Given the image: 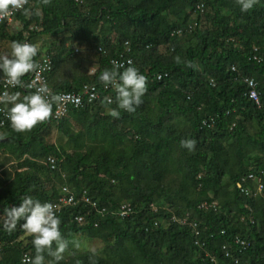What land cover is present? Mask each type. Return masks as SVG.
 <instances>
[{
	"label": "trees",
	"instance_id": "obj_1",
	"mask_svg": "<svg viewBox=\"0 0 264 264\" xmlns=\"http://www.w3.org/2000/svg\"><path fill=\"white\" fill-rule=\"evenodd\" d=\"M199 2L29 0L13 23H2L0 42L43 38L38 54L53 56L55 92L95 84L100 98L28 131L0 124V151L16 163L7 176L0 172V224L24 196L50 202L67 186L97 206L80 202L56 213L63 236L108 245L60 264H264V189L243 180L254 173L264 185V108L245 81H257L264 101V0L247 12L236 0ZM121 53L133 56L147 90L134 113L115 118L107 114L115 103L105 101L115 93L98 77ZM53 124L66 145L47 143ZM183 138L195 139L193 151L180 146ZM123 204L131 206L125 216ZM22 222L12 232L0 228V264L34 255Z\"/></svg>",
	"mask_w": 264,
	"mask_h": 264
},
{
	"label": "clouds",
	"instance_id": "obj_2",
	"mask_svg": "<svg viewBox=\"0 0 264 264\" xmlns=\"http://www.w3.org/2000/svg\"><path fill=\"white\" fill-rule=\"evenodd\" d=\"M241 12H247L255 6L257 0H236ZM26 0H0V19H6L12 10L20 9ZM38 15L39 10H35ZM39 45L29 42L13 41L10 50L0 53V77L6 88L0 92V111H4L10 127L16 132L31 130L39 123L47 120L52 112V104L59 102V96L51 91L46 82L33 81L25 83L22 77L26 73L36 72L39 68L35 57ZM180 63V58L176 57ZM188 67L195 65L188 61ZM105 88L111 87L115 93L113 97H105L108 105L115 103L107 114L118 118L120 110L134 113L143 103V96L147 90V77L130 61L112 60L111 67L105 68L98 77ZM28 88L34 91L21 94L20 91L8 89ZM196 141L193 138H183L180 146L193 151ZM6 219L0 228L12 232L17 223L32 237L31 243L34 255L28 264H60L65 258L69 241L60 230V218L56 214L55 206L49 201H41L26 195L18 206L5 210ZM78 247V245H77ZM95 252V249H92Z\"/></svg>",
	"mask_w": 264,
	"mask_h": 264
},
{
	"label": "built area",
	"instance_id": "obj_3",
	"mask_svg": "<svg viewBox=\"0 0 264 264\" xmlns=\"http://www.w3.org/2000/svg\"><path fill=\"white\" fill-rule=\"evenodd\" d=\"M200 2L197 4L198 6L202 7L204 6L203 1L199 0ZM202 1V2H201ZM29 3V0H26V3L23 5L20 9L12 10L10 15L6 19H0V26L3 22H7L9 24L13 23L15 15L18 11L25 8ZM204 9V8H201ZM28 42V41H26ZM37 62L39 68L36 72H30L26 73L28 76L23 81L27 83H31L33 81L37 82H46L51 89L53 93L59 96V102L52 104V112L51 117H54L55 119H61L63 117H66L70 114V112L73 109H79L84 106L90 105L94 103L96 100L100 98V92L98 87L95 84H85L79 91H61V92H55L50 80L49 76L54 68V62H53V56L51 53L44 52L41 55L37 54V56L34 58ZM112 60H117L124 62L127 66L128 62L130 61L134 65V58L133 56H130L126 53H121L117 58H113ZM159 80L163 78L162 75L158 76ZM246 83L249 87L248 97L256 104L258 108H264V101L261 99L260 92L258 90V83L254 78H246ZM6 88V85L0 77V92L4 91ZM111 87H108L106 89H110ZM19 87L15 89H8L9 91H18ZM28 89V88H27ZM29 91H34V89H28ZM3 107V106H0ZM7 117L4 114V111H0V124L4 125L7 122ZM48 161L52 164V168L56 167V160L53 157H48ZM247 179L255 180L258 183L257 190L263 191L264 185L263 180L260 177H257L256 174L250 173L247 177H244L243 180L246 181ZM238 187L242 189V191L249 194V190L243 186L242 182L238 183ZM54 204L56 213L61 212L64 208L68 206L78 205L80 202L88 203L93 206H97V202L93 201L90 196L87 195L86 191H84L78 198L76 197V194L73 190H71L69 187L64 186L62 189L61 194L58 196L57 199L50 201ZM122 209L120 211L121 216H125L129 213L131 210V206L128 204H123ZM75 219L80 223H84L85 219L82 215H76ZM187 219L184 220L186 222ZM196 226V224H195ZM197 234L199 235V231H197ZM240 242V240H238ZM241 244H244L243 241H241ZM223 249L225 251V254L227 256H230V251L228 250L227 246H223ZM30 256L26 254L23 259L24 264H28V261L30 260Z\"/></svg>",
	"mask_w": 264,
	"mask_h": 264
},
{
	"label": "rangeland",
	"instance_id": "obj_4",
	"mask_svg": "<svg viewBox=\"0 0 264 264\" xmlns=\"http://www.w3.org/2000/svg\"><path fill=\"white\" fill-rule=\"evenodd\" d=\"M12 28L13 29L11 31H14L16 29L15 25ZM11 42L12 41L9 39L2 40V42H0V53L9 51ZM43 43H44V40L42 38V39H40L38 44L42 47ZM44 49H47V48L45 47ZM94 71L95 70L92 69L91 72H94ZM75 127H77V126H75ZM77 129H78V127H77ZM44 137H45L47 143H50V144L66 145L68 142V138L65 137L58 130L57 126H55L54 124L52 126H50L49 129L45 132ZM71 147H72V144H70L69 149H71ZM0 162L2 163V166L0 165V172L3 174V177H5L4 174L7 176L9 173L13 172L14 166L16 165V163L6 161L5 156L2 153V151H0ZM4 170H6L7 173H3ZM50 185L51 184H49V186ZM253 194H256V193L254 192ZM77 245H78V247H77ZM107 245H108V243L103 242L100 239H94V238L87 237L85 235L76 234L69 241V247L65 253V256L72 255L76 252L85 251V250H92V249H95L96 252H101Z\"/></svg>",
	"mask_w": 264,
	"mask_h": 264
},
{
	"label": "crops",
	"instance_id": "obj_5",
	"mask_svg": "<svg viewBox=\"0 0 264 264\" xmlns=\"http://www.w3.org/2000/svg\"><path fill=\"white\" fill-rule=\"evenodd\" d=\"M16 25H17L16 27H19L20 28V26L18 24H16Z\"/></svg>",
	"mask_w": 264,
	"mask_h": 264
}]
</instances>
